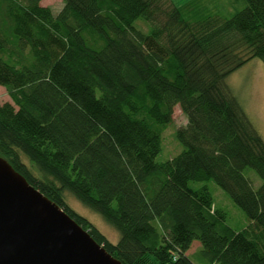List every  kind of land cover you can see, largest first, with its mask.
Masks as SVG:
<instances>
[{"label": "trees", "instance_id": "16d2710c", "mask_svg": "<svg viewBox=\"0 0 264 264\" xmlns=\"http://www.w3.org/2000/svg\"><path fill=\"white\" fill-rule=\"evenodd\" d=\"M41 1L0 0V155L123 264H197L195 240L200 264H264V139L226 83L264 62V0L199 18L173 0H62L57 14ZM176 105L183 149L159 162ZM192 181L216 183L247 224Z\"/></svg>", "mask_w": 264, "mask_h": 264}, {"label": "water", "instance_id": "95a60500", "mask_svg": "<svg viewBox=\"0 0 264 264\" xmlns=\"http://www.w3.org/2000/svg\"><path fill=\"white\" fill-rule=\"evenodd\" d=\"M0 264H123L0 155Z\"/></svg>", "mask_w": 264, "mask_h": 264}, {"label": "rangeland", "instance_id": "374dc122", "mask_svg": "<svg viewBox=\"0 0 264 264\" xmlns=\"http://www.w3.org/2000/svg\"><path fill=\"white\" fill-rule=\"evenodd\" d=\"M178 6L187 5L184 15L187 18H199L207 14H218L223 17H230L236 11L246 5V0H173ZM42 5L49 6L57 14L63 7L62 0H42ZM139 26L147 30V25L139 21ZM232 93L237 97L248 117L257 131L264 139V62L259 58H253L234 72L226 79ZM11 101L6 88L0 85V102ZM187 124V116L179 105H176L173 113V120L164 128L162 134V149L157 156V161L163 162L178 154L183 145L176 139V129ZM245 175L249 177L257 188L261 179L257 173L247 168ZM207 184L217 207H221L228 213L227 222L235 229H241L247 224L244 212L233 202L229 195L213 181L190 182L192 188H199ZM68 204L79 214L89 219L107 238L113 243L120 239L119 231L109 223L100 213L92 210L83 204L75 195L65 193ZM201 248L198 240H195L188 251V255L197 264L195 252ZM218 264V263H214Z\"/></svg>", "mask_w": 264, "mask_h": 264}, {"label": "crops", "instance_id": "0c3cea01", "mask_svg": "<svg viewBox=\"0 0 264 264\" xmlns=\"http://www.w3.org/2000/svg\"><path fill=\"white\" fill-rule=\"evenodd\" d=\"M176 4V3H175ZM177 5V4H176Z\"/></svg>", "mask_w": 264, "mask_h": 264}]
</instances>
